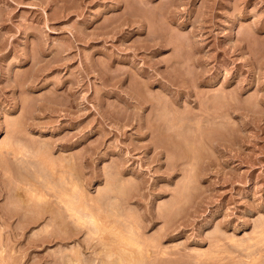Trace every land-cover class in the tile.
<instances>
[{"label":"rangeland","instance_id":"obj_1","mask_svg":"<svg viewBox=\"0 0 264 264\" xmlns=\"http://www.w3.org/2000/svg\"><path fill=\"white\" fill-rule=\"evenodd\" d=\"M0 264H264V0H0Z\"/></svg>","mask_w":264,"mask_h":264},{"label":"bare ground","instance_id":"obj_2","mask_svg":"<svg viewBox=\"0 0 264 264\" xmlns=\"http://www.w3.org/2000/svg\"><path fill=\"white\" fill-rule=\"evenodd\" d=\"M10 144H11V143H10ZM19 144H20V143H19ZM18 146H19V145H18ZM20 147H22V146H19V148H20ZM25 147H26V146H25ZM23 148H24V147H23ZM18 150H19V149H18ZM18 150H17V152H18ZM20 150H21V148H20ZM21 151H22V150H21ZM18 153H19V152H18ZM23 153H24V155H25V152H24V151H23ZM23 153H22V154H23ZM36 153H37V152H36ZM15 155H16V154H15ZM49 158H50V157H49ZM51 160H52V159H50L51 166H52V161H51ZM63 161H64V160H63ZM63 163H65V161H64ZM66 163H70V162H66ZM72 164H73V162L71 163V165H72ZM55 165H57V164H55ZM62 165H64V164H62ZM65 165H66V164H65ZM68 165H69V164H68ZM58 166H59V165H58ZM60 166H61V164H60ZM66 166H67V165H66ZM69 166H70V165H69ZM53 167H54V166H52L51 169H52ZM67 167H68V166H67ZM54 168H55V167H54ZM55 170H56V169H55ZM55 170H54V171H55ZM51 171H53V169H52ZM71 172H72V171H71ZM70 174H71V173H70ZM72 175H73V174H71V177H72ZM62 176H64V175H62ZM73 176H74V175H73ZM62 178H64V177H61V179H62ZM78 182H79V181H78ZM78 182H77V183H78ZM80 182H81V181H80ZM81 183H82V182H81ZM80 185H81V184H80ZM80 185H79L78 187H80ZM76 188H77V187H76ZM122 189H123V188H122ZM78 190H79V188H78ZM34 191H35V190H34ZM34 191H33V192H34ZM38 191H39V190H38ZM120 191H121V190H120ZM41 192H42V191H41ZM39 193H40V191H39ZM78 193H79V192H78ZM40 194H41V193H40ZM69 196H70V195H69ZM72 196H73V195H72ZM74 196H75V195H74ZM80 196H81V195H80ZM36 197H37V196H36ZM60 197H61V196H60ZM60 197H59V198H60ZM70 197H71V196H70ZM75 197H76V196H75ZM85 197H86V196H85ZM32 198H33V197H32ZM39 198H40V197H39ZM39 198H38V199H39ZM59 198H58V199H59ZM73 198H74V197H73ZM40 199H41V198H40ZM80 199H81V198H79L78 201L81 202L82 200H80ZM115 199H116V198H115ZM43 200H44V197H43ZM70 200H71V198H70ZM74 200H75V199H74ZM74 200H73V201H74ZM60 201H61V199H60ZM111 202H112V201H111ZM70 203H71V202H70ZM74 203H79V202H75V201H74ZM113 204H114V203H113ZM72 205H73V204H72ZM84 205H86V204H84ZM73 206H74V205H73ZM89 206H90V205H89ZM116 206H117V205H116ZM76 207H77V204H76L75 208H76ZM79 207L81 208V206H79ZM68 208L71 209V207H68ZM75 208H73V209H75ZM118 208H119V206H118ZM77 209H78V208H77ZM77 209H76V211H78ZM90 209H91V208H90ZM71 210H72V209H71ZM79 210H80V209H79ZM84 210H85V209H84ZM73 211H74V210H73ZM89 211H91V210H89ZM78 212H80V211H78ZM78 212H77V213H78ZM84 213H85V212H84ZM75 214H76V213H74V214L72 215V217H73ZM76 215H77V214H76ZM77 216L79 217V221H80V219H81L82 216H81L79 213H78ZM83 217H84V216H83ZM86 217H87V216H86ZM86 217H85V219L89 218V217H87V218H86ZM92 217H94V216H92ZM75 218H76V217H75ZM90 219H92L91 221H94V219L91 218V216H90ZM76 221H78V220H76ZM79 221H78V222H79ZM85 221H86V220H85ZM88 221H89V220H88ZM92 223H94V222H92ZM95 226H96V225H95ZM96 230H98V228H97ZM133 263H134V262H133Z\"/></svg>","mask_w":264,"mask_h":264}]
</instances>
